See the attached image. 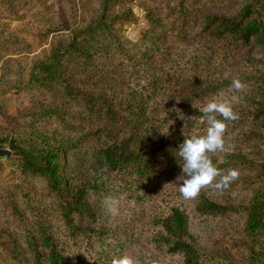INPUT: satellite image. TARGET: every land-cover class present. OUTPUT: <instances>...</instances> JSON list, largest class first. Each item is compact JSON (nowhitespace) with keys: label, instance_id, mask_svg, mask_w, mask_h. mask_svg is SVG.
<instances>
[{"label":"trees","instance_id":"obj_1","mask_svg":"<svg viewBox=\"0 0 264 264\" xmlns=\"http://www.w3.org/2000/svg\"><path fill=\"white\" fill-rule=\"evenodd\" d=\"M202 4L215 11L196 27L187 26ZM136 18L123 0H99L98 14L81 27L71 24L68 41L51 45L33 63L28 79L16 85L45 89L35 104L43 108L39 115L59 119L76 137L53 142L51 134L32 129L29 138L10 140L20 171L35 177L52 197L38 207L37 199L20 188L32 211L29 219L18 190L5 192L9 217L21 222V235L0 249L3 264H110L125 253L136 264H148L144 246L180 257V264H264V93L230 90L237 78L245 87H264V0H160L146 10L136 35L126 36L123 26L135 24ZM168 44L189 45L192 53L178 61ZM254 48L260 49L258 59L245 61ZM234 94L239 99L232 108L239 118L225 121L228 151L208 155L222 174L239 172L218 192L251 191L236 242L242 248L240 263L223 252H200L187 213L168 202L178 196L185 175L178 146L206 131L200 108ZM58 97L83 110L75 117L97 124L82 130L63 121ZM71 150H81L96 177L63 174ZM99 193L150 206V217L142 222L137 215L117 223L101 219L92 205ZM193 201L202 215L237 210L204 189Z\"/></svg>","mask_w":264,"mask_h":264},{"label":"rangeland","instance_id":"obj_2","mask_svg":"<svg viewBox=\"0 0 264 264\" xmlns=\"http://www.w3.org/2000/svg\"><path fill=\"white\" fill-rule=\"evenodd\" d=\"M123 1L126 7H131L137 18L135 24L124 25L122 33L134 37L136 25L141 24L146 10L160 0ZM98 11L99 0H0V148L6 150L0 155V249L10 247V238L21 235L17 226V223L21 222L9 217V210L6 207L8 198L5 192L10 189L12 193L18 190V201L26 209V217L29 219L32 211L26 204L24 195L20 194V188L27 189L37 199L34 204L38 207L39 204L45 205L52 197L44 185L35 184V177L20 171L18 159L10 147V140L14 137L29 138L32 129L51 134L53 142L72 141L76 137L74 132L64 129L63 122L61 123L59 119L39 115L43 108L35 107V104L38 98L46 94L45 89L29 86L21 88L16 85L28 79L33 63L46 55L51 45L68 41L67 28L71 24L75 23L77 27H81L89 18L96 16ZM214 11L212 7L202 4L195 14L189 16L187 26L196 27L205 16ZM168 45L172 56L178 61L188 58L192 53V47L189 45ZM260 54V49L254 48L244 60L250 62L258 59ZM259 91L264 93V87L259 89L246 86L242 91L236 92L254 96ZM233 96L236 94L219 98L231 100ZM56 101L65 111L63 121H68L71 126L85 130L97 124L96 122L87 124L84 118L75 117V114H81L83 110L71 99H67L65 104L59 102V97ZM84 160L81 150L69 151L62 169L63 174L81 179L96 177L97 174L85 166ZM204 190L207 195L218 201L227 200L237 210L226 215H202L196 212L194 201L183 199L180 193L178 196L174 195L168 202L179 206L187 213L191 239L200 252H223L240 263L242 248L236 246V242L241 238L246 219L245 207L251 191L239 189L231 193H222L213 188ZM172 191L173 193L176 191V185H173ZM92 205L101 219L109 221L115 218L112 220L114 222L119 219H131L136 215L142 217L141 222L146 221L152 212L150 206L141 207L128 202L125 198L107 193L95 194L92 197ZM110 209H114L115 212ZM143 250L146 252L145 260L148 264L181 262L180 257L165 256L147 246H144ZM0 264L3 263L0 261Z\"/></svg>","mask_w":264,"mask_h":264},{"label":"clouds","instance_id":"obj_3","mask_svg":"<svg viewBox=\"0 0 264 264\" xmlns=\"http://www.w3.org/2000/svg\"><path fill=\"white\" fill-rule=\"evenodd\" d=\"M244 87L245 85L237 78L233 79L230 90L239 92ZM238 99L236 96H233L231 100L214 98L205 103L200 108V112L203 114L201 122L207 124L205 133L184 139L178 146V156L184 161L182 172L185 175L178 189L183 199L194 200L199 196L201 190L206 188L226 189L232 181L238 179V170L229 169L226 174H222L213 165L208 155L209 153L228 151L224 140V133L227 129L225 121H235L239 118L232 108V102H238ZM218 116L222 119H218ZM110 211L115 212L114 209H110ZM110 264H136V261L125 253L119 257L114 256Z\"/></svg>","mask_w":264,"mask_h":264},{"label":"water","instance_id":"obj_4","mask_svg":"<svg viewBox=\"0 0 264 264\" xmlns=\"http://www.w3.org/2000/svg\"><path fill=\"white\" fill-rule=\"evenodd\" d=\"M11 148H13V144H12V141H11V145H10ZM6 152V150L0 148V155L4 154Z\"/></svg>","mask_w":264,"mask_h":264}]
</instances>
